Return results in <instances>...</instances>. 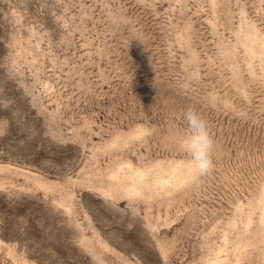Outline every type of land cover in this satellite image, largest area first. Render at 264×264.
Listing matches in <instances>:
<instances>
[{
    "label": "rangeland",
    "instance_id": "374dc122",
    "mask_svg": "<svg viewBox=\"0 0 264 264\" xmlns=\"http://www.w3.org/2000/svg\"><path fill=\"white\" fill-rule=\"evenodd\" d=\"M0 264H264V0H0Z\"/></svg>",
    "mask_w": 264,
    "mask_h": 264
},
{
    "label": "clouds",
    "instance_id": "9594fccd",
    "mask_svg": "<svg viewBox=\"0 0 264 264\" xmlns=\"http://www.w3.org/2000/svg\"><path fill=\"white\" fill-rule=\"evenodd\" d=\"M183 119L187 129L183 148L190 157L191 166L197 175H208L215 167L212 155L215 141L208 121L194 108L187 109L183 114Z\"/></svg>",
    "mask_w": 264,
    "mask_h": 264
}]
</instances>
